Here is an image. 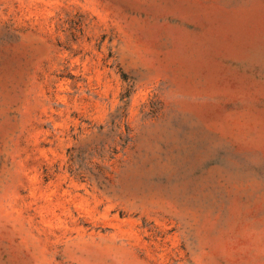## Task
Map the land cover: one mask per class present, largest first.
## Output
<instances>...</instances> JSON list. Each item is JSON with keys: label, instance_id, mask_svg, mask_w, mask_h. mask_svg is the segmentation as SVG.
Segmentation results:
<instances>
[{"label": "rangeland", "instance_id": "obj_1", "mask_svg": "<svg viewBox=\"0 0 264 264\" xmlns=\"http://www.w3.org/2000/svg\"><path fill=\"white\" fill-rule=\"evenodd\" d=\"M0 264H264V0H0Z\"/></svg>", "mask_w": 264, "mask_h": 264}]
</instances>
